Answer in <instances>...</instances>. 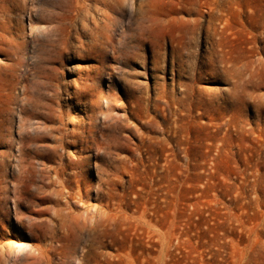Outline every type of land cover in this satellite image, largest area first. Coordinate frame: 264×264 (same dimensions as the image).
I'll return each mask as SVG.
<instances>
[{"label": "rangeland", "instance_id": "obj_1", "mask_svg": "<svg viewBox=\"0 0 264 264\" xmlns=\"http://www.w3.org/2000/svg\"><path fill=\"white\" fill-rule=\"evenodd\" d=\"M8 1L0 187L22 116L37 127L62 103L73 143L33 159L34 191L44 165L61 172L51 201L29 190L16 213L8 188L0 264H264V0H79L91 8L79 16L74 0L58 46L60 0ZM44 208L46 234L18 225Z\"/></svg>", "mask_w": 264, "mask_h": 264}, {"label": "bare ground", "instance_id": "obj_2", "mask_svg": "<svg viewBox=\"0 0 264 264\" xmlns=\"http://www.w3.org/2000/svg\"><path fill=\"white\" fill-rule=\"evenodd\" d=\"M8 1V0H7ZM11 1V0H10ZM15 1V0H14ZM72 1L74 2V0H60L59 2H56L57 4H56V7L58 8V11H57V13H53L54 14V16L53 17H51V19L53 20L54 19V17H55V24L54 25H52V26H50V27H52L51 29H50V31H52L57 37H55V39H54V42H56V45L58 46V43L61 41H63L62 40V37H63V34H64V24L66 23V22H68V21H70L71 22V14H70V12L72 11V9H73V6H71V4H72ZM9 2V1H8ZM16 3H17V1H15ZM11 4V8H13V9H16L17 8V5H15L14 3H12V2H10ZM75 4V6H77L76 8H75V10H76V15L77 16H79V14L81 13V12H84V11H89L91 8H90V6H89V8L87 7V6H85V5H83L79 0H75V2H74ZM3 5V4H2ZM20 6V5H19ZM2 7V6H1ZM5 7H8V6H3V8H5ZM2 8V9H3ZM1 9V8H0ZM8 9V8H7ZM55 9V8H54ZM9 10H11V9H9ZM25 10V9H24ZM1 11V10H0ZM5 11V10H4ZM3 11V12H4ZM12 11V10H11ZM13 11H15V10H13ZM6 13L7 12H9V11H5ZM4 12V13H5ZM74 12V11H73ZM85 13V12H84ZM9 14V13H8ZM52 14V15H53ZM8 16V15H7ZM76 16V17H77ZM1 17V16H0ZM50 17V16H49ZM46 18V17H42V18H38V20L40 21V22H42V23H44L43 25H47L48 23L49 24H51L50 22L52 21V20H50V18ZM9 18H10V15H9ZM8 18V19H9ZM1 19V18H0ZM5 19H6V16H5ZM4 19V20H5ZM74 19H76V18H74ZM3 20V19H2ZM7 20V19H6ZM1 22H5L6 23V21H1ZM45 22H48L47 24H45ZM8 23V22H7ZM6 23V25H9V24H7ZM54 23V22H53ZM1 24V23H0ZM48 24V25H49ZM3 25V24H2ZM2 25H1V27H2ZM5 25V24H4ZM67 26V25H66ZM1 29V28H0ZM8 29V28H7ZM79 29L80 30H82L83 29V27L82 26H79ZM2 30H4V29H2ZM66 30V29H65ZM7 31V30H6ZM1 38V37H0ZM4 39H5V37H4ZM13 39V38H12ZM3 40V39H2ZM8 40V39H7ZM6 40V41H7ZM53 41V40H52ZM2 42V41H1ZM4 42V41H3ZM8 43H9V41H8ZM11 43V42H10ZM14 43V42H13ZM12 44V43H11ZM10 44V45H11ZM8 45V44H7ZM55 45V44H54ZM17 47V46H16ZM55 47V46H54ZM0 48H1V46H0ZM3 48V47H2ZM10 48V47H9ZM12 51V50H11ZM14 52V51H13ZM16 52V51H15ZM6 53V52H5ZM12 52H10V53H8V54H11ZM7 54V53H6ZM13 54V53H12ZM17 54V53H16ZM17 60V59H16ZM11 70H14V69H10L9 70V72L11 71ZM15 71V70H14ZM10 73H12V72H10ZM14 74V73H13ZM16 74V73H15ZM14 74V75H15ZM13 75V76H14ZM22 75V74H21ZM20 76V75H19ZM18 76V77H19ZM16 77H17V75H16ZM1 78V77H0ZM14 78V77H13ZM23 78V77H22ZM10 79H12V78H10ZM20 79V78H19ZM0 80H2V79H0ZM9 80V79H8ZM22 80V79H21ZM5 81H7V80H5ZM13 82H14V80H12ZM12 81H10L11 83H12ZM17 81V80H16ZM23 81V80H22ZM1 82V81H0ZM3 82V81H2ZM7 82H9V81H7ZM6 83V82H5ZM4 83V84H5ZM17 83V82H16ZM15 83V84H16ZM3 83H1V85H2ZM3 84V85H4ZM14 84V83H13ZM59 84V83H58ZM6 85H7V83H6ZM5 85V86H6ZM10 85V84H9ZM54 85V84H53ZM57 85V84H56ZM55 85V86H56ZM57 88H59L58 87V85L56 86ZM6 88H7V86H6ZM9 88V87H8ZM24 88H25V86H24ZM23 88V89H24ZM10 89H12L11 87H10ZM60 90H61V88H59ZM1 90V89H0ZM5 90V89H4ZM7 90V89H6ZM9 90V89H8ZM54 90V89H53ZM13 91V90H12ZM59 91L58 90H56V91H54V93H53V95L55 94L56 96H57V93H58ZM4 93V92H3ZM6 93V92H5ZM9 93V92H8ZM1 94H2V92H1ZM0 94V95H1ZM11 94V93H10ZM13 95V94H12ZM15 95V94H14ZM17 95V94H16ZM24 95V94H23ZM58 96H59V94H58ZM4 98H5V95H4ZM4 98H1L0 97V145H2V144H4L5 143V141H4V139H5V131L6 130H10L9 129V125L8 126H6V124H5V122L8 124V123H10L11 121H9V119H8V116H7V118L3 115V113H7V114H9L10 113V107H7L6 105H5V102L8 100H6V99H4ZM13 98L14 99H16L15 98V96H13ZM26 98H27V96H26ZM26 98L24 99V100H26ZM53 98H55V97H53ZM57 99V98H56ZM61 99V98H60ZM9 101V100H8ZM50 101H51V98H50ZM57 101V100H56ZM28 102V101H27ZM7 103V102H6ZM10 103V102H9ZM28 104V103H27ZM57 108H54L53 106H50V105H52V103L51 102H49L48 103V105L50 106H48V111L47 110H45V112H43L44 111V109H43V111H41L42 113L40 114V119H38V123H39V126H37V127H33V126H30V125H28V124H26L25 123V117L24 116H22L21 117V120L22 121H24V122H21V124H20V127H18L19 129H18V137H17V139H16V143H18L17 144V146H18V153H17V156H16V158H17V169H16V171L14 172V170H13V173L11 174V181H9L8 183H6V185H5V183L3 184V185H5L4 187H0V219H2V220H6L7 219V217L9 216V207L7 208V207H5L6 206V204H5V202L7 201V199L9 198V196L8 195H6L7 194V192H10L9 190H8V188H10L12 191H13V200L15 199V202H14V204H15V208L14 209H16V213H18L17 211H19L18 209L19 208H21L22 206H23V204H25L24 202H23V195H24V193L25 192H27V191H31V193H32V196H34V197H36V198H38V199H40V200H45V202H46V200H49V201H51L52 200V198L51 199H49L50 198V195H52V194H54V193H56V194H58V192L59 191H56V192H54V191H51L54 187H56V186H54V187H52L53 185H56V183H59V185H61V184H65L64 183V180L63 179H61V172L59 171V168L55 165V166H53V165H44L42 168H41V175H40V181H41V185H40V187H38L39 189L38 190H32L31 188L32 187H34V185H35V183H36V181H37V178H35V173H34V175H30V173L32 172V168L34 167L33 165V159L36 157V156H41L42 158L43 157H45V158H47V159H54V157L56 156V155H58L57 157H61V159H62V157L64 158V156H65V151H64V149H65V147H66V145H69V144H71V143H73L72 141H70V140H67L66 139V133H64V129H63V124L65 123L64 122V120H65V117L67 116V114H66V112L64 111V109H63V105H62V103H58L57 102ZM26 105V104H25ZM29 105V104H28ZM10 106V105H9ZM42 106H44V105H42V103H41V107ZM46 106V105H45ZM21 109V108H20ZM28 109L29 108H27V106L26 107H24V108H22V112H27L28 111ZM47 109V108H46ZM11 111H12V109H11ZM22 114V113H21ZM14 115V114H13ZM20 115V114H19ZM37 116V115H36ZM12 118V117H11ZM27 118V117H26ZM32 118V117H31ZM34 118V117H33ZM10 126H12L11 124H10ZM30 127H32V130L30 129ZM40 133H42V135L40 134ZM77 141V140H76ZM15 141H14V139L12 140L11 138L9 139V140H7L6 141V143L8 144V145H13V143H14ZM78 143V142H77ZM36 145V146H35ZM14 147V146H13ZM11 148V147H10ZM61 148V152H59V149ZM8 149V148H7ZM7 152V151H6ZM3 153V152H2ZM5 153V152H4ZM1 155H5V154H1ZM10 156H12V154L11 153H7V155H5L4 156V160H2L3 161V165H4V163H6V159L8 158V157H10ZM0 157H2V156H0ZM2 159V158H1ZM9 159V158H8ZM10 159H12V158H10ZM60 159V158H59ZM61 161V160H60ZM59 165H60V162L58 163ZM6 165V164H5ZM58 165V166H59ZM0 167H2V165L0 166ZM5 167V166H4ZM12 167V166H11ZM0 170H1V168H0ZM2 172V171H1ZM36 172V171H35ZM52 172H53V175H52ZM1 174V173H0ZM6 174H8V173H6ZM4 175H5V173H4ZM34 176V177H33ZM4 177V176H3ZM7 177V176H6ZM1 178V177H0ZM3 179V178H2ZM4 179H6V178H4ZM39 180V179H38ZM0 181H2V180H0ZM4 181V180H3ZM10 182L13 184H10ZM12 185V186H11ZM1 194L3 195V202H2V197H1ZM53 196H57V195H53ZM11 198V197H10ZM12 199V198H11ZM56 200V199H55ZM48 201V202H49ZM44 203V202H43ZM50 204V203H49ZM45 205H48V204H45ZM43 206V205H42ZM49 206V205H48ZM48 206H46V207H48ZM51 207V206H50ZM54 208V207H53ZM50 209V208H49ZM43 210H48L47 208H44V209H42V210H37V211H31L30 212V214H28V215H25L24 216V218H23V213H20L19 212V215L17 216V219H18V225L20 226V227H24V228H27L26 230H29V232H33V234H35L34 233V231H35V229L34 228H38V227H36V226H39V228H40V231H41V233H43V234H46V232H47V228H49V227H46L45 226V222L44 221H41V222H39L40 224H38V223H36V221H35V219L37 218H39V217H36V216H34V213H40L41 211H43ZM15 211V210H14ZM47 212V211H46ZM16 218V217H15ZM25 218H27L28 219V224L26 225L24 222H23V219H25ZM41 218V217H40ZM40 220V219H39ZM42 220V219H41ZM46 227V228H45ZM36 232V231H35ZM42 234V235H43ZM3 235V234H2ZM22 235L24 236V233H22ZM42 235H40V236H42ZM44 236V235H43ZM42 239V238H41ZM33 247V246H32ZM32 247H31V250H33V251H31L30 250V254H29V251L27 250V252H28V254L30 255V257L29 256H27V257H25V258H32L30 261V263H32V261H35V260H37V256L33 253L34 252V248L35 247H33V249H32ZM28 248H30V246L28 247ZM27 248V249H28ZM26 255H27V253H26ZM39 255V254H38ZM39 261V258H38V260L37 261H35V262H38ZM34 263V262H33ZM29 264V263H28Z\"/></svg>", "mask_w": 264, "mask_h": 264}]
</instances>
